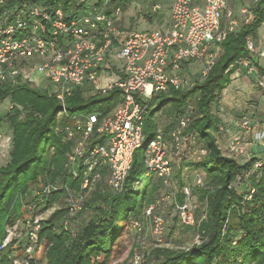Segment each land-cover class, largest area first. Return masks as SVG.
I'll list each match as a JSON object with an SVG mask.
<instances>
[{
  "label": "built area",
  "instance_id": "built-area-1",
  "mask_svg": "<svg viewBox=\"0 0 264 264\" xmlns=\"http://www.w3.org/2000/svg\"><path fill=\"white\" fill-rule=\"evenodd\" d=\"M8 2L0 0V84L14 86L24 81L35 86L32 73L38 72L48 87L54 88L62 105L61 120L68 116L66 98L77 89L101 96L121 91V101L110 114L101 118L95 112L77 113L68 116V125L56 128V133L72 146L67 155V175L80 182L78 189L66 188L67 215L61 225L64 231H72L74 219L98 184L106 182L116 194L140 187V181L129 183L128 179L134 154L144 142V120L151 100L171 90L184 92L191 88L193 84L182 75L190 63L200 66V75L205 79L217 62L218 46L237 33L238 22L229 0H169L168 8L161 0H77L68 11L32 1L6 7ZM133 5L143 11L145 21H158L155 29H125L123 17ZM241 12L252 21L251 12ZM247 49L250 56L236 65L238 69L245 68L247 76L264 88V77L253 60L257 54L254 39H248ZM11 109L12 105L4 107L0 103V124L3 112ZM192 114L193 107L188 106L168 134L159 130L147 145L144 177L160 179L166 190L174 189L172 157L183 152L184 132ZM233 128L251 134L253 147L264 148V127L254 129L250 117L241 116ZM219 131L228 132L223 125ZM227 151L236 158L251 159L255 154L254 149L247 150L241 134L229 141ZM202 153L204 156L206 150ZM254 168H264V157L255 162ZM203 181L198 176L195 186H203ZM61 188L41 183L29 194L36 202L34 208ZM183 191L186 201L177 203L175 194V209L181 223L192 226L195 214L188 204L191 191L188 187ZM253 193L252 190L248 200ZM159 203L157 200L152 204L146 215H152ZM16 223L25 224L24 238L18 240V226L10 220L0 240V264L3 259L6 264H29L40 245L42 219L31 216ZM154 223L156 233L161 234L165 218L156 216ZM130 226L139 230L141 222L132 221ZM17 246L23 249L20 253ZM139 260L136 257L134 264Z\"/></svg>",
  "mask_w": 264,
  "mask_h": 264
},
{
  "label": "trees",
  "instance_id": "trees-1",
  "mask_svg": "<svg viewBox=\"0 0 264 264\" xmlns=\"http://www.w3.org/2000/svg\"><path fill=\"white\" fill-rule=\"evenodd\" d=\"M25 1L51 4L68 11L77 0H9L6 7ZM251 13L254 19L218 46L217 62L204 80L195 82L184 92L171 90L151 100L144 120V142L134 154L128 179L129 183L140 181V187L137 190L130 187L116 194L106 182L98 184L79 213L90 211L91 218L76 233L62 228L66 208L57 210L45 225L43 223L39 243H46V264L110 263L126 227L135 220L142 223L147 209L164 189L160 179L144 177L147 145L162 130L158 125V113L170 106L174 120L162 130L168 134L185 115L188 106H192L190 101L194 98L196 109L192 106V121L186 132L203 143L206 154L198 162L188 164L204 174L203 186H193L190 191L193 197L206 204L207 216L201 220L195 215V224L184 227L197 234L201 241L179 250L157 248L153 251V264H264V168H254L255 162L263 157L254 154L240 163L237 158L225 155L215 132L222 125L227 129V125L221 124L212 112V106L232 82L238 69L236 63L250 56L247 41L256 39L264 23V0H260ZM260 72L264 77V71ZM7 99L12 109L3 117V122H8L11 128L12 146L10 161L0 167V240L5 237L7 223L22 214L19 198L26 195L31 185L51 183L62 187L40 203L43 210L66 201V188L78 189L80 182L72 180L66 171L71 143L64 141L56 128L68 125V116L77 113L95 112L101 118L110 114L121 101V91L101 96L77 89L66 98L68 116L62 120L59 117L62 105L56 96L37 90L29 82L20 81L14 86L0 84V103ZM242 176H246L247 184L243 192H238L234 184ZM177 178L181 190L175 198L177 203L183 204L186 201L183 190L187 187L183 169ZM252 190L254 193L248 200ZM6 263L3 259V264ZM29 264L37 262L33 259Z\"/></svg>",
  "mask_w": 264,
  "mask_h": 264
},
{
  "label": "rangeland",
  "instance_id": "rangeland-1",
  "mask_svg": "<svg viewBox=\"0 0 264 264\" xmlns=\"http://www.w3.org/2000/svg\"><path fill=\"white\" fill-rule=\"evenodd\" d=\"M165 8L169 7V0H161ZM230 9L233 12L234 20L238 22V31L247 23H249V16L243 15L242 10L247 9L249 12L256 6L255 0H230ZM146 5V4H145ZM166 14V13H165ZM164 14V15H165ZM126 21L127 28L135 31H151L158 25V21L147 22L143 18L142 13L138 11L137 6L133 5L125 12L123 17ZM165 20L162 17V20ZM254 15H252V20ZM253 39V38H252ZM221 55V52L219 53ZM238 78L232 79L231 84L223 91L217 102L212 106V112L220 119V123L227 125L228 132H215L217 143L221 147L225 155L235 157L227 151V146L232 138H236L238 135H242L243 143L246 145L248 151L253 150V142L251 136L247 133L243 134L239 130H235L231 125H236L237 120L241 116H248L252 120V126L264 127V88L260 87L255 81L247 77L244 70L240 71ZM182 75L190 81L192 84L198 81L204 80L200 75V66L195 63H190L183 69ZM246 76V77H245ZM35 87L39 91H47L49 95H54V88L48 87V83L44 77L38 72L32 73ZM89 95V94H87ZM11 105L9 99L3 102V106ZM190 104L196 109V99H192ZM170 106H167L158 113L157 120L159 128L164 130L174 119L170 114ZM4 116L7 114L3 112ZM23 117V115H22ZM219 130V129H218ZM186 132V131H185ZM185 144L183 152L178 156L172 157L173 169H174V189L173 191L162 189L157 194V200L160 201L157 204L156 209L152 215L145 217L142 220L141 228L139 230L131 228L130 224L124 230V233L118 241L116 248L113 251V255L109 264H134L135 258L140 257L139 264H153V251L157 248H167L171 250H179L183 248H189L194 244H199L201 238L197 234H193L189 231L179 220V215L174 205V195L179 193L181 188L178 185L177 175L180 169H183L184 182L187 184L189 190L195 186L198 176L204 177V174L199 171H195L190 167L189 163L198 162L203 156V143L199 142L197 137L190 133H185ZM0 167H4L10 161L12 131L8 122L0 124ZM236 158V157H235ZM240 163H244L246 158H237ZM247 184L246 176H242L234 184L238 192H243L244 186ZM40 184L31 185L26 195L20 196L19 201L22 206V214L13 219L12 223L17 224V220H24L29 217H35L42 219V223L51 219L53 214L61 209L66 208V201H61L53 204L51 207L43 210V206L39 205L34 208L36 204L35 200L29 197V194L33 189L37 188ZM44 202V201H43ZM188 204L195 215H198L201 220L207 216V206L201 203L197 197L191 196ZM91 212L87 211L82 215H77L73 221L72 233H76L85 226V224L91 218ZM66 215L63 216L66 218ZM162 216L166 220L164 230L161 234L155 231V217ZM63 219V218H62ZM61 219V220H62ZM60 220V221H61ZM18 233L15 235L18 240L24 238L25 224H17ZM20 242V241H18ZM23 245L22 243H20ZM19 245V244H18ZM19 245V246H21ZM18 248V246H17ZM46 243H42L35 248L33 257L37 264H46ZM23 249H19L17 252H21Z\"/></svg>",
  "mask_w": 264,
  "mask_h": 264
},
{
  "label": "crops",
  "instance_id": "crops-1",
  "mask_svg": "<svg viewBox=\"0 0 264 264\" xmlns=\"http://www.w3.org/2000/svg\"><path fill=\"white\" fill-rule=\"evenodd\" d=\"M229 2H230V0H229ZM229 6H230V3H229ZM254 41L256 42V46H257V54L253 55V60L255 62V65L257 66L259 72H260V70L264 71V23L259 28L257 37H256V39H254ZM242 69L244 70V73L247 76L246 69L240 68L234 73V75L232 76V79H234V77H235V79L238 78L237 76L240 75L239 73H240V71H242ZM251 79L253 81H256L255 78H251ZM4 107H7V106H4ZM248 135L251 136V140H252V135L251 134H248ZM253 149L255 150L254 153L257 154L258 157H264V148L263 147L255 145Z\"/></svg>",
  "mask_w": 264,
  "mask_h": 264
}]
</instances>
